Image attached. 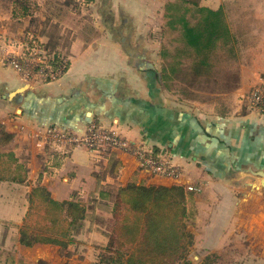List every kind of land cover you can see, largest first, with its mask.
Instances as JSON below:
<instances>
[{
	"label": "crops",
	"instance_id": "0c3cea01",
	"mask_svg": "<svg viewBox=\"0 0 264 264\" xmlns=\"http://www.w3.org/2000/svg\"><path fill=\"white\" fill-rule=\"evenodd\" d=\"M14 1L0 0V255L8 253L0 263L97 264L108 244L114 196L127 184L183 188L189 249L209 254L239 248L243 190L264 186V116L242 102L264 78V0H203L201 6L221 8L233 30L248 29L239 35L243 63L228 101L203 109L191 104L190 112L165 104L156 71L138 65L151 54L144 48L153 40L148 27L172 0H25V11ZM28 40L39 51L49 41L61 42L57 50L67 69L60 78L25 82L7 65L6 57L27 51ZM91 123L169 160L181 175H153L127 151L50 138L56 132L81 136ZM37 185L57 201L74 199L86 207L65 250L18 243ZM257 263L264 259L252 260Z\"/></svg>",
	"mask_w": 264,
	"mask_h": 264
},
{
	"label": "trees",
	"instance_id": "16d2710c",
	"mask_svg": "<svg viewBox=\"0 0 264 264\" xmlns=\"http://www.w3.org/2000/svg\"><path fill=\"white\" fill-rule=\"evenodd\" d=\"M14 2L25 11V0ZM163 10L166 26L174 33L171 43L176 46L174 54L167 50L160 53L165 61L160 81L166 89H171V83L179 75L183 76L179 81L185 85L207 76L218 80L216 63H234L237 54V39L223 10L188 0L167 1ZM28 58L26 51L21 60ZM60 61L52 62L50 69H56ZM184 61L190 62L188 66ZM226 73L224 84L230 78ZM187 91L185 86L179 89L183 96ZM2 164L0 158V173L5 171ZM112 208L108 244L97 264H193L187 258L193 236L186 231L183 188L127 184L117 191ZM86 215V207L79 201H57L45 187L37 185L28 196V209L18 229V243L24 247L52 245L65 250ZM199 264H211L209 256Z\"/></svg>",
	"mask_w": 264,
	"mask_h": 264
},
{
	"label": "rangeland",
	"instance_id": "374dc122",
	"mask_svg": "<svg viewBox=\"0 0 264 264\" xmlns=\"http://www.w3.org/2000/svg\"><path fill=\"white\" fill-rule=\"evenodd\" d=\"M190 3L194 2L198 5H202L203 0H188ZM163 10V9H162ZM162 18L160 21H157V24L151 25L149 28V32L153 40L146 42L144 48L146 51L151 50V54L146 58V60L138 61L139 67L141 68H150L151 70L156 71V79L158 82L161 80L162 68L165 64V61L161 58L160 53L163 50H167L171 54L176 53L174 49L176 46L171 43V40L174 36V33H171L167 26L166 20L164 18V10L162 11ZM226 19V16H225ZM227 24L230 22V18ZM234 23V21H233ZM230 29L238 36L237 39V56L234 63H230L224 65L220 61L216 63V70L218 72L217 79H213V76L205 77L204 79L197 80L194 82L192 87H187L185 82L181 83L183 78L182 75H179L178 80H174L170 90H167L163 83L160 81V90L162 93V98L165 104L168 106H175L176 103L179 108L187 111H191L193 106H198L199 108H204L206 105H218L225 104L228 101V96L237 86L240 76V64L243 63V55L241 53L245 49V44L242 42L239 35L242 36V32L248 29V27L242 26V28H238L237 30H233L234 24H228ZM35 40V39H34ZM26 50L27 54L30 53L29 60L32 58V55L35 56L37 62L42 63L41 65H48L51 67V63L55 60H62L66 57H62L60 51H58V45L61 47V42L57 41H49L47 42V49L43 51H39L37 47V43L35 41L26 42ZM44 44V43H43ZM42 45V44H40ZM45 49V48H44ZM38 50V51H37ZM26 52V51H25ZM243 54V53H242ZM22 56V55H21ZM29 56V55H28ZM240 57V58H239ZM67 59V58H66ZM190 62L184 61L185 66H188ZM229 71V72H228ZM146 72V71H145ZM228 72V73H226ZM149 77L153 75L152 72L148 70L146 72ZM225 73L229 74L230 78H228V84H224L225 82ZM189 79V77H187ZM264 79V78H263ZM183 86L188 90L185 96H190L192 98H188L179 93V89ZM235 86V87H236ZM217 90V91H216ZM211 92H215L216 94H212ZM220 92V93H217ZM188 93V94H187ZM225 94V95H224ZM222 95L224 97H222ZM246 95V94H245ZM242 97V102L245 104L244 97ZM180 96L184 97L181 98ZM195 96V97H194ZM218 97H222L221 100H218ZM196 103V104H195ZM195 104V105H192ZM198 109V108H197ZM249 110V109H248ZM252 188L251 186L245 188L243 190V197L247 194L246 200H243L240 206V236L238 238V242H240V247L231 249H222L217 250L213 253L206 254L205 250H199L195 247H191L188 251L187 258L193 264L201 263L206 256H209L211 264H252L253 259H264V186L259 184L256 188ZM255 192V193H253ZM252 194V197H248V194ZM244 199V198H243ZM6 251L2 250L0 255V261L3 263L7 259V254H3ZM0 263V264H2ZM262 264V263H257Z\"/></svg>",
	"mask_w": 264,
	"mask_h": 264
},
{
	"label": "built area",
	"instance_id": "2783aa9c",
	"mask_svg": "<svg viewBox=\"0 0 264 264\" xmlns=\"http://www.w3.org/2000/svg\"><path fill=\"white\" fill-rule=\"evenodd\" d=\"M38 51V50H37ZM30 57V53L28 54ZM36 55L29 60H21L20 57L8 56L5 61L7 65L17 72L25 82L30 80L55 81L60 78L66 70L67 61L62 59L56 69L51 70L48 65H41L35 59ZM246 107L258 115L264 116V79L252 87L244 97ZM50 138L53 143L62 145H82L89 150L97 148H113L127 151L135 155L140 166L153 175L165 178L177 179L181 174L178 167L163 157H153L145 151L134 149L115 130L103 129L96 123H91L86 132L81 136H67L62 132H56ZM188 191H195L192 185H187Z\"/></svg>",
	"mask_w": 264,
	"mask_h": 264
}]
</instances>
